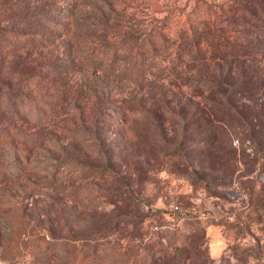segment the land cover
<instances>
[{
  "label": "rangeland",
  "instance_id": "rangeland-1",
  "mask_svg": "<svg viewBox=\"0 0 264 264\" xmlns=\"http://www.w3.org/2000/svg\"><path fill=\"white\" fill-rule=\"evenodd\" d=\"M238 1L0 0L21 6L0 28L34 36H0V264H264V12L257 23ZM26 11L41 16L13 26ZM206 25L254 53V90L236 106L193 89L235 81L210 77L212 60L203 78L181 49ZM90 41L111 49L106 69L129 75L86 65ZM51 60L56 71L38 69ZM8 83L23 94L14 106ZM100 106L125 111L123 124Z\"/></svg>",
  "mask_w": 264,
  "mask_h": 264
},
{
  "label": "trees",
  "instance_id": "trees-1",
  "mask_svg": "<svg viewBox=\"0 0 264 264\" xmlns=\"http://www.w3.org/2000/svg\"><path fill=\"white\" fill-rule=\"evenodd\" d=\"M256 4H258V6ZM20 7L21 6L18 5V3H16V2L15 3H8L6 6H3L2 8H0V18L2 17V15L7 16V17L11 16L12 13L14 12V10H16V9L18 10V9H20ZM258 7H260V9L264 12V2L262 0H242V1H238V3L234 6L235 9H238L241 12L242 11L247 12L253 21L259 23L260 20L257 17V12H258L257 8ZM27 12H29V13H27ZM36 16L40 17L41 13L37 12V11H26L15 22H12L11 24L13 26L18 24V27H21V26H23L24 23H26L25 25L27 26L28 23H32L34 21H37ZM234 18H235V20H233V21L234 22H236V20L240 21L238 23L240 25H248L250 27L251 26L253 27V24L247 23L246 18H244L243 16H234ZM5 19H7V18H5ZM210 29H211V27H208V25H206L199 32L195 31V32H191V33L183 36V38L186 40V42L181 45V49L191 52V58L192 59H195V60L198 59L202 62V65L206 66V68L201 69L202 71L199 72L200 73L199 75L202 76L203 78H206L203 73L209 72V69H207L209 65H206V62L208 60L214 61V66H215V69H213V71H212L213 74H211L210 77H217V75H218V77L224 76V78H228L230 80L235 78V81L231 80L232 83H229V84H226L222 80L215 81L212 79H210V80L204 79L202 82H200L201 83L200 85H194L193 86V89H195V90L202 89V91H209V92L215 91L217 95H223V96L227 97L226 98L227 101L230 104H232L233 101L235 100V98H234L235 95L237 93H241V90L244 92L245 91L249 92V95H251L252 91L254 90L255 86H254L253 81L256 78L252 74L248 76V72H247L248 70L246 69V66H244V63L246 61H248L250 56H252L254 53L251 50V48L248 46L230 44L228 41L223 40L219 35H215L214 33H212V31ZM253 29H256V28H253ZM65 31H67V26L65 27ZM7 32L12 33L13 36H15L16 38H19V39H27L30 36L34 37V36H32L33 34L30 32L15 30L13 27L8 28V29L0 28V36L3 34H6ZM44 37L47 38L46 35ZM48 38H49V36H48ZM90 42L91 43L88 42V44H91L92 47L89 48L90 50L85 55L86 65H88L89 67H92L93 69L102 70L106 74L114 73L115 72L114 70H112V69L109 70V69L105 68L106 62L110 59L109 55L111 54V49H109L108 45L103 44V43L101 44V43L95 42V41H90ZM203 43L206 45L207 48H209V56L208 57L205 54L201 53V51H200L199 45H201ZM96 46H98V47H96ZM38 47H40V46H38ZM71 60H73V59H70V61ZM71 63H72V61H71ZM14 65H17V62H14L13 66ZM112 65L114 67V62L112 63ZM13 66H11L10 68H12ZM61 68L65 70V68H66L65 64H61ZM38 69H40V70L45 69V71H48V70L49 71L50 70L56 71L55 61L54 60L47 61L44 63V65L41 64L38 67ZM223 69H225L224 72H222ZM33 73H35V71L34 72L31 71L30 73H28L29 77L32 76ZM115 74H118V76H120L121 78L129 75L128 72L124 68L123 69L121 68L118 72H115ZM133 77H135V76H133ZM7 88L12 92V93L7 95V98L11 102L10 105L14 106L15 100L21 99L23 94H15L16 89L12 88L9 83H8ZM1 90H2V88L0 89V101L2 100ZM85 92H86V90H83V93H82V90H80L78 93L81 95H84ZM132 98H135V97H132ZM262 100H264V99H262ZM116 101L120 104H128L132 100L125 99L123 97L121 99H117ZM138 102H140V100H138ZM120 104L114 105V107H119ZM219 104L221 105V102H219ZM233 104L235 105V103H233ZM106 105H107V103L103 106H106ZM220 105L214 106V107H217L216 108L217 110H211L209 108L210 112L213 115H216V111L220 112L222 110V108L227 107L226 105H222V106H220ZM101 107L102 106H100L98 109V112L100 113V115L104 114V113L109 114L110 111H113L116 114H120L121 124H123L124 118L126 117L125 111L118 112L116 110H111L110 108L108 109L107 107L105 109H103V108L101 109ZM182 108H183V105H179V110L183 112ZM2 111L5 113L9 112V110H6V109L2 110ZM192 114L198 116L194 120L198 124V120L200 117H204L205 115L207 116V111L205 109H202V107H200L199 103L197 102L196 105L193 107ZM121 117H123V118H121ZM209 123L210 124L199 125L196 127V129L201 130L207 126L215 127V125L211 121H209ZM259 142L261 143V141H259ZM64 162L67 163L66 160H64V159L59 161V163H64ZM76 163H77V161H76ZM62 165H64V164H62ZM89 168L92 169V172L89 174L90 176L97 174L94 172H98L100 175H104L105 171L109 168V164L102 166V167L95 166L94 168H92L90 166ZM118 225H119V223L115 221L108 227V230L116 229V228H118ZM96 247H97V244L94 243L93 248L95 249ZM92 252H93V255H95V251H93V249H92ZM95 258H96V259H94L95 261L98 260L99 255H95Z\"/></svg>",
  "mask_w": 264,
  "mask_h": 264
}]
</instances>
